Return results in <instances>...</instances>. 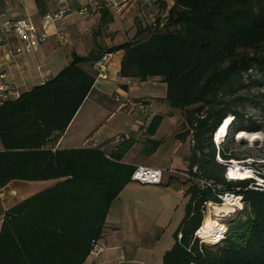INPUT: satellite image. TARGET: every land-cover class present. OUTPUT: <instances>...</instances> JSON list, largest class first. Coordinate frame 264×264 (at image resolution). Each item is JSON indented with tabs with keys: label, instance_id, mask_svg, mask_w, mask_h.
Listing matches in <instances>:
<instances>
[{
	"label": "trees",
	"instance_id": "trees-1",
	"mask_svg": "<svg viewBox=\"0 0 264 264\" xmlns=\"http://www.w3.org/2000/svg\"><path fill=\"white\" fill-rule=\"evenodd\" d=\"M172 1L157 0L161 15L154 24L138 21L133 37L99 45L86 55L74 51L57 75L0 104V189L14 179H58L4 212L0 264H86L103 236L112 203L138 166L122 162L135 140L118 136L110 153L100 146L53 148L98 78L95 63L118 51L123 52L121 77L159 78L167 85L166 103L184 112L189 127L179 137L194 141L190 160L197 171L191 176L212 179L243 197V208L222 220L224 237L201 242L196 232L206 203L220 199L188 179L185 217L163 264H264V192L251 189L249 179L228 181L213 141L232 116L219 152L224 159H238L229 148L230 134L264 128V0ZM36 4L44 15L45 2ZM100 19L102 27L114 22L107 7ZM248 89L256 90L252 98L242 94ZM251 99L258 109L255 117L245 113ZM132 101L151 105L150 99ZM162 118L154 116L147 133H155ZM151 143L152 153L160 141Z\"/></svg>",
	"mask_w": 264,
	"mask_h": 264
},
{
	"label": "crops",
	"instance_id": "crops-1",
	"mask_svg": "<svg viewBox=\"0 0 264 264\" xmlns=\"http://www.w3.org/2000/svg\"><path fill=\"white\" fill-rule=\"evenodd\" d=\"M42 1L49 12L56 9L58 2L66 0ZM26 14L41 28L43 15L36 0H0V32L8 22ZM62 20L57 26L48 28V39L31 54H10L8 48L0 44V71L6 72L7 81L21 93L57 75L71 61L74 51L81 54L77 50L82 44L79 40L81 34L77 30L70 34L73 31L70 22L63 23ZM60 33L68 37L69 41L64 45L60 44ZM71 35L75 39H71ZM6 37L9 48L19 44L12 33ZM95 43L96 46L116 44L112 39ZM68 48L69 56L66 55ZM122 56V51L114 53L108 65L107 78H97L53 149L91 148L96 145L110 153L118 136L127 135V138L135 140L122 162L160 168L163 180L159 184L131 181L124 187L109 210L103 236L99 240L102 251L98 256L90 254L86 264H163V256L174 245V234L185 217L186 192L190 185L187 175L197 167L192 166L190 160L194 147L190 137H179L189 125L182 110L166 103L167 88L164 95H157L161 90L155 92L146 88L149 81H153V85L161 82L162 87H167L166 83L159 78L140 81L121 77ZM138 99H150L151 105L142 107L131 103ZM156 115H162V122L155 133L149 134L147 128ZM151 140L160 141L152 153ZM57 182L58 179L9 181L0 189V227L7 209Z\"/></svg>",
	"mask_w": 264,
	"mask_h": 264
},
{
	"label": "built area",
	"instance_id": "built-area-1",
	"mask_svg": "<svg viewBox=\"0 0 264 264\" xmlns=\"http://www.w3.org/2000/svg\"><path fill=\"white\" fill-rule=\"evenodd\" d=\"M149 3H156L157 0H145ZM81 11H84V9H81ZM72 12V7L66 4L64 1L58 2V5L55 10L49 11L45 13L42 16L41 19V28L38 27L36 22L33 20V18L26 14L25 16L19 17L17 19H14L7 23V25L2 29L0 32V44L3 43L6 48H8V52L10 54L16 53V54H31L36 49L44 43L48 37V28L50 26H57L58 23L68 14ZM9 33H12L14 37L17 38L19 44L16 47L9 48V42L8 38L6 37ZM59 40L62 43H67L68 37L65 34L60 33L59 34ZM114 56V53H106L99 61L95 63V68L98 71V78H107V70L108 65ZM21 95V92L14 87L10 82L7 81V74L5 71H0V104L8 99H16ZM131 102V101H130ZM131 103H134L133 101ZM122 106H125V104H122ZM143 107V105H141ZM220 127L217 129V131L213 134V141L215 142L217 146V154H216V160L223 164L226 167L225 170V178L228 181L231 180H243V179H249L250 184L249 187L253 190L264 192V168L260 166L253 165V162L255 161L254 158H246L243 160L231 158V159H224L220 152V145L221 143L226 139L227 135H224L220 137V140L217 139V133L219 131ZM191 143L194 144V141L191 137ZM96 146V145H95ZM93 146V147H95ZM264 161V160H263ZM236 170L237 172L239 169H246L248 172H250L251 176L244 178V177H238V178H231L230 170ZM194 171H197V167L194 168ZM188 178H193L191 174L187 175ZM194 181L202 188H210L212 191L216 192L218 198L220 199V202H212L209 201L206 203V216L209 207L219 204V205H225L230 207L232 210L229 213L221 212V215L213 213L215 219H217L221 224L222 220L226 218L227 216L233 214L237 210H240L244 206L243 197L235 193L233 191H228L224 188L223 185L217 184L212 179H207L203 176L194 177ZM163 180V170L160 168H154L147 165H138L131 176V181H136L142 184H159ZM206 218V217H205ZM222 226H225L223 224ZM200 229V228H199ZM199 229L196 232V235L200 238L201 242L205 243H217L220 241L226 231L227 227L220 228L218 235H216L211 241L207 242L205 238H203L199 234ZM179 238H181V234H179ZM102 251V248L99 246V242L94 243V246L91 250V254H94L95 256H98Z\"/></svg>",
	"mask_w": 264,
	"mask_h": 264
},
{
	"label": "rangeland",
	"instance_id": "rangeland-1",
	"mask_svg": "<svg viewBox=\"0 0 264 264\" xmlns=\"http://www.w3.org/2000/svg\"><path fill=\"white\" fill-rule=\"evenodd\" d=\"M64 2L69 3V6L72 7V12L68 13L62 22H70L69 25L73 30L70 34L73 35L75 30L81 34L79 40H81L82 44L77 50L84 55L91 50L97 49L98 45L96 46L95 42H103L105 39L109 41L112 39L114 42L119 43L133 37L138 21L143 24H154L157 17L161 15V7H159L158 3L153 4L145 0H66ZM168 4L171 5L172 0H168ZM52 7L53 5H51V8ZM103 7L109 8L114 17V22L105 27L100 26V11ZM83 8L86 9L84 13L80 12ZM72 35L71 39H75ZM60 44L64 45L65 43ZM67 50L66 55L69 56V48ZM85 67L91 70L90 65H85ZM147 84V89L155 92L161 90V92H157V95L165 94L164 89L167 87H162L161 85L163 83L157 82L156 85H153V81H149ZM255 92V89H248L242 94L248 98H252ZM254 102L255 101L252 99L246 101L245 113L247 116H257L258 109ZM240 132H244L248 135L259 134L260 138L254 142H250L246 138L238 139ZM232 136L234 142L229 144L230 151L235 153L240 160L249 157L254 158L255 161L253 165L264 168V128L260 131L243 130L231 133L230 137ZM207 215L213 218L212 221L214 226L217 225L218 228L223 227L221 223L215 219L211 211V206L208 209Z\"/></svg>",
	"mask_w": 264,
	"mask_h": 264
},
{
	"label": "bare ground",
	"instance_id": "bare-ground-1",
	"mask_svg": "<svg viewBox=\"0 0 264 264\" xmlns=\"http://www.w3.org/2000/svg\"><path fill=\"white\" fill-rule=\"evenodd\" d=\"M226 120L223 121V123L221 124L220 126V129L217 133V139L220 140V137L224 136V135H227L228 134V130L230 128V125L232 123V120H233V117L230 116V117H226L225 118ZM240 138H246L248 139L250 142H254L255 140L259 139L260 138V135L259 134H251V135H248L244 132H240L239 136H238V139ZM231 178H238V177H244V178H247L249 176H251L250 172H248L246 169H239V171L237 172L236 170L232 169L230 170V175H229ZM231 208L228 207V206H225V205H213L211 207V211L215 214H219L221 215V212H225V213H229L231 212ZM213 218H211V216H206V218L204 219L203 221V224L201 226V228L199 229V234L205 238V240L207 242L211 241L216 235H218V232L220 230V228H224L225 226L223 227H219L218 226H214L213 225V221H212ZM218 222V221H217ZM222 226V224H221Z\"/></svg>",
	"mask_w": 264,
	"mask_h": 264
}]
</instances>
